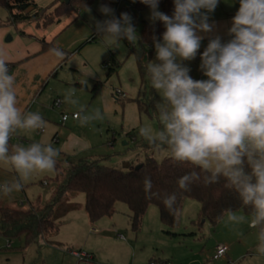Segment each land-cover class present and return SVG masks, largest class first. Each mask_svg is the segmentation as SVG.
Wrapping results in <instances>:
<instances>
[{"label": "clouds", "instance_id": "clouds-1", "mask_svg": "<svg viewBox=\"0 0 264 264\" xmlns=\"http://www.w3.org/2000/svg\"><path fill=\"white\" fill-rule=\"evenodd\" d=\"M140 2L149 7L151 20L162 22L165 31L161 39L153 37L156 57L145 65L151 85L160 95L155 107L161 128L145 125L139 133L153 147L165 148L175 162L199 168L204 184L224 178L226 187L237 193L242 207L249 211L246 217L225 209L218 219L245 221L255 229V253L264 256V0H239L228 29L231 39L222 42L217 35L201 54L204 80H194L183 62L195 59L204 39L200 33L213 31L208 13L214 12L219 0H173L171 16L158 10L159 0ZM99 11L109 17L95 23L108 49L122 40L137 42V30L128 13L116 17L107 5H101ZM50 51L61 61L66 58L58 47ZM74 96L75 89H70L64 101L77 106L73 116L81 126L104 119L99 108L88 110ZM46 125L38 112L19 106L15 76L9 74L6 55L0 50V164L17 174L12 181L0 183L3 195L20 191L23 182L37 172L55 170L60 152L51 143L10 144L18 131L35 132ZM201 172L179 177L178 188L189 191L192 183L201 180ZM143 186L147 198L159 195L152 192L150 178L144 179ZM176 199L175 193L163 197L170 212L175 211Z\"/></svg>", "mask_w": 264, "mask_h": 264}, {"label": "rangeland", "instance_id": "rangeland-1", "mask_svg": "<svg viewBox=\"0 0 264 264\" xmlns=\"http://www.w3.org/2000/svg\"><path fill=\"white\" fill-rule=\"evenodd\" d=\"M56 1L57 0H38V4L41 7H45L44 12L41 14L38 21L30 23H33V25H46L50 24L51 21H55L57 15L54 13L55 9L53 6ZM131 1L132 0H121L122 6L129 7ZM231 2L234 3V6H238L239 8V0H231ZM101 5H107L111 8V0H96L93 6L90 7L94 16L95 13L103 15L99 11ZM85 11L87 12V10ZM85 11H83V13H85ZM147 11H150V9L147 8L141 12V17L144 20ZM113 14L115 15V13ZM5 16L9 17L8 11L0 7V18ZM135 28L138 34L141 26L139 25ZM114 51L116 52L117 60L121 63V66L126 63V72L128 73L131 68L128 65V60L134 59V57L129 55L126 43L121 41L119 45L114 48ZM155 57L156 52L154 48L151 61H154ZM183 63L190 69L189 75L194 80L207 79L200 70L201 57L199 58L196 56L195 59L184 61ZM74 89L75 94L79 92L88 97L86 104H84L85 107H87L86 105H88V103L93 102L91 99L93 96L92 93L76 87ZM47 90L48 89H46V91ZM54 95L55 94H53V96ZM114 98L117 99V103L122 110L126 107L127 114L131 113V106L137 110L138 103L144 107L143 109H148V112H140L141 116L138 121V127L133 130L136 142L131 135H127V132L121 129V114L119 117L110 120L109 129L105 127L102 131H99L100 122L94 121L87 126L79 128L80 131L87 133V137L92 142V149L84 150L80 152L79 155H73L70 157L71 162H76L83 157L102 158L101 164L103 166L127 171L130 167H138L144 161L145 154L137 144L146 142V140L140 135L139 129L145 125H150L155 130L161 128L160 122L157 119L155 107L156 102L160 99V95L154 89L153 96L150 98L148 90L146 91L144 88H141L139 94L133 97V104H128L125 98L119 99L117 95H115ZM47 107L49 108L50 106ZM74 109L77 110V106L66 102L65 112L71 114ZM95 109H97V105L93 103L90 110ZM152 110L154 113H152ZM60 121L61 116L57 110L56 114H53L52 119L50 118L47 123L50 122L52 125L61 128L63 126ZM69 124L70 121L67 122V125ZM46 129V127L43 129L40 136L36 134V131H18L11 138L10 144H21L27 147L34 142L51 143L50 137H52L55 132L47 136ZM109 142H113V147L109 145ZM52 146L55 148V145L52 144ZM153 157L158 163H161L165 158L169 157V155L165 148H161L154 151ZM16 175L15 171L10 167L0 164V183L12 181L16 178ZM54 179L55 170L51 172H37L33 174L29 180L23 182L24 186L20 191H14L8 196L0 193V200L10 204H16L17 207L23 209L28 208L30 203L36 201H38L40 205H45L50 202L55 191L56 183ZM69 207L72 208L67 210ZM115 210L116 212L114 215L98 220L96 223H93L95 225L91 227L90 224L92 223H90L85 209V196L83 193H76L72 197H68L57 212L56 220L59 225L62 226V232L59 238H39L36 242L27 246L24 244V239L21 238L14 240L11 248H7L8 241L0 237V264H62V259L69 256L70 249L83 251V246L87 243L86 240L91 229H97L99 232H102V227L104 226L109 227L108 229L112 232L106 233L105 235H96L102 236L104 239L98 242L92 239L87 243V247L99 248V256L103 259L118 258L121 259L122 262H125L129 257V249H127V246H134L136 243L145 245L148 242L154 241L155 243L161 244L163 247L159 248L161 253L164 251L170 255L165 264H190L194 257L201 255L202 251H204V253L213 251L221 242L225 243L223 245L226 246H228L226 241H236L238 244H242L243 241L244 245L251 244L254 246H256L257 243L255 229L246 227L243 228L242 232L239 234L235 232L232 223L221 221L215 230L209 222L200 221L199 213L201 206L199 202L195 200L185 201L181 211L180 224L178 228L174 230L162 225L159 209L155 205H151L148 208L141 229L137 232H134L131 228L130 211L127 205L117 203L115 205ZM163 229L175 232L178 236H168L163 232ZM162 233H164L165 236ZM162 238L164 241H162ZM58 240H60L59 244L56 242ZM140 249L142 250L141 252L145 250L142 247H140ZM154 255L156 256V253L150 254V258L153 259V257H155ZM141 258L145 259V256L142 255L139 259ZM150 258L144 263L149 264ZM248 260L247 258L242 264H247L249 262ZM251 264H264V259L261 262L254 259Z\"/></svg>", "mask_w": 264, "mask_h": 264}, {"label": "crops", "instance_id": "crops-1", "mask_svg": "<svg viewBox=\"0 0 264 264\" xmlns=\"http://www.w3.org/2000/svg\"><path fill=\"white\" fill-rule=\"evenodd\" d=\"M35 3L39 8H45L38 4V0H35ZM119 4L122 6L121 0H119ZM56 7L57 5L53 6L54 9ZM158 10L161 11L160 8ZM237 11L238 6H234L231 0H219L214 12L208 13V22L214 25L213 31L200 33L204 36V39L201 41V47L196 56L200 58L209 40L217 35L221 37L222 42H227L231 39L228 35V29L231 27L232 18ZM145 15V21L153 22L150 19V11H147ZM108 18L96 13L94 16L91 11H85V13L83 11L68 12L47 26L41 24L33 25L30 22L15 25L9 20L8 16L0 18V50L6 55L9 74L15 76L19 106L25 111L38 112L46 121H49L50 118L52 119V115L56 114L57 110L62 118L63 114L72 115L77 111L74 109L71 114L65 112L66 102L64 97L70 89L76 87L91 93V88L96 82H103L98 92L91 97L93 102L86 105L88 107L86 108L90 110L91 105L96 103L97 108L101 110L104 119L98 121L100 122L99 131H102L105 127L109 129L110 120L119 117L120 114L122 115L120 118L122 121L121 129L127 132V135L135 130L138 127V121L141 116L139 108L137 107V110H135L131 106V113L127 114L126 107L122 110L114 97L117 95L119 99L125 98L128 104H133V97L138 95L141 89V79L135 58L128 60V65L131 67L128 73L126 72L125 63L115 74L107 78L106 66L110 65L111 50L114 49L107 48L100 34L96 32L95 23ZM19 31L24 32V35H20ZM91 37L96 38V40L82 45ZM43 42L52 44V48L58 47L62 49L67 54L66 58L63 61L57 59L50 51L52 48L43 51ZM114 55L117 60L115 51ZM89 73L92 75H88ZM83 81H87L86 84L84 83L86 88L78 85ZM46 89L48 90L46 91ZM53 94L56 96H53ZM74 98L81 105L86 104L88 99L85 94H80L79 92L75 94ZM58 99L62 101L61 107H55L54 105ZM47 106L50 107L48 108ZM68 121H70L69 125H67ZM60 122L63 126L61 128L52 125L50 122L46 125L47 136L55 132L50 137V140L51 144L55 145V148L60 152L58 159L70 158L73 155H79L84 150L92 149V142L87 137V133L80 131L79 128L83 126L80 125L78 120L70 117L67 122L63 123L62 119ZM40 133V130L36 131L38 136H40ZM109 145L113 147V142H109ZM3 202L6 203L5 201ZM6 204L17 207L16 204ZM237 213L248 216L242 211H237ZM219 224L220 222L216 226H212L213 229L216 230ZM90 225L93 227L95 224ZM232 227H234L236 233L240 234L243 228L248 227V224L245 221H241L240 223H232ZM102 228V232L97 229H91L86 240L87 243L92 239L95 242L103 240L104 237L96 236L98 234L105 235L112 232L108 229L109 227L104 226ZM61 232L62 226L60 225V232L57 238L61 236ZM164 233L162 234L164 235ZM162 241H164L163 238ZM56 242L59 244L60 240ZM87 243L83 246V251L70 249L69 256L62 259V264H75L76 259L72 252H87L86 254L92 256L95 264H146L144 262L150 258L152 253H156V256L154 255L153 259L150 258L149 264H165L170 256L164 251L161 253L159 248H163L162 245L154 241L145 245L136 243L134 246H127L129 257L125 262H122L118 258H101L99 256L100 249L88 248ZM226 243L229 246V250L225 256L214 259L217 246L225 244L221 242L213 251H207L206 253L202 251L200 256L197 255L191 260L190 264H242L247 258L249 259L247 264H251L254 259H257L258 262L264 259V256H258L255 253L256 246L254 245H244L243 241L242 244H238L236 241H226ZM140 247L145 250L141 252ZM142 255L145 256V259H139Z\"/></svg>", "mask_w": 264, "mask_h": 264}, {"label": "trees", "instance_id": "trees-1", "mask_svg": "<svg viewBox=\"0 0 264 264\" xmlns=\"http://www.w3.org/2000/svg\"><path fill=\"white\" fill-rule=\"evenodd\" d=\"M95 1L57 0L54 4V6L57 5L54 13L59 19L68 12L85 11ZM0 7L8 11L9 20L15 25L38 21L44 12V8H39L35 0H0ZM111 8L116 17H119L121 13H128L132 17L133 25L141 26L138 33L139 39L135 44L127 40L122 41L126 43L129 55L136 60L141 88L148 90L150 98H152L154 89L145 65L152 60L155 48L153 37L162 38V33L165 31L164 25L160 21L149 23L141 17V12L149 7L141 3L140 0H132L129 7L120 6L119 0H111ZM159 8L161 12L171 16L174 12V2L173 0H159ZM53 22L51 21V23ZM19 34L24 35V32L19 31ZM95 40L96 38L91 37L82 45ZM52 47V44L43 42V51ZM120 67L121 63L116 60L114 50H111L110 65L106 66L107 78L115 74ZM78 85L86 88L84 83ZM102 85L103 82H96L91 93L96 94ZM138 108L140 112H148V109H143L144 107L139 103ZM152 113H154L153 110ZM128 135H131L136 142L133 131ZM137 145L144 152L145 159L139 165V169L130 167L127 171L103 166L102 158L83 157L76 162H71L69 157L57 158L54 179L56 187L50 202L40 205L36 201L30 203L28 208L23 209L0 200V237L8 242L23 238L25 246L36 242L39 238H56L60 232V225L56 220L57 212L62 203L76 193L84 194L86 213L92 224L104 217L114 215L117 203L127 205L130 211L131 228L134 232L141 229L143 219L151 205L158 207L162 225L171 230L178 228L181 211L186 200L199 202L201 206L199 220L207 221L213 227L222 221L218 217L224 214L225 209L231 208L234 211L248 214L249 210L242 207L237 193L226 187L224 178H221L218 183L206 185L203 182L204 173L199 168L187 163L175 162L170 157L158 163L153 157L157 148L150 145L148 141ZM194 170L201 172V180L192 183L189 191L179 189L178 178ZM145 178L151 179L152 192L159 193V195H153L151 198L146 197L143 186ZM172 193H175L177 197L174 212H170L163 203V197ZM71 208L69 207L67 210ZM164 232L168 236H178L169 230H164Z\"/></svg>", "mask_w": 264, "mask_h": 264}, {"label": "built area", "instance_id": "built-area-1", "mask_svg": "<svg viewBox=\"0 0 264 264\" xmlns=\"http://www.w3.org/2000/svg\"><path fill=\"white\" fill-rule=\"evenodd\" d=\"M202 80V79H199ZM55 107H61L62 105V101L60 99L56 100L54 103ZM72 117L74 119L73 114L72 115H68V114H63L62 115V122L65 123L67 122V120ZM41 132H43V129L40 130ZM12 246V242H8L7 248H11ZM229 248L226 245H218L216 248V254L214 256V259H219L223 256H225L228 252ZM73 256L76 259L75 264H95L93 258L91 255L83 253V252H72ZM154 264V263H151Z\"/></svg>", "mask_w": 264, "mask_h": 264}, {"label": "water", "instance_id": "water-1", "mask_svg": "<svg viewBox=\"0 0 264 264\" xmlns=\"http://www.w3.org/2000/svg\"><path fill=\"white\" fill-rule=\"evenodd\" d=\"M139 168H140V166L136 167V169H139Z\"/></svg>", "mask_w": 264, "mask_h": 264}]
</instances>
